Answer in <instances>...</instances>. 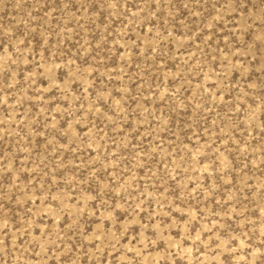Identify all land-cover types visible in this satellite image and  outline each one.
<instances>
[{"label":"rangeland","instance_id":"374dc122","mask_svg":"<svg viewBox=\"0 0 264 264\" xmlns=\"http://www.w3.org/2000/svg\"><path fill=\"white\" fill-rule=\"evenodd\" d=\"M0 264H264V0H0Z\"/></svg>","mask_w":264,"mask_h":264}]
</instances>
